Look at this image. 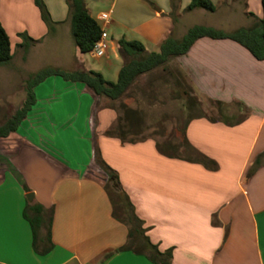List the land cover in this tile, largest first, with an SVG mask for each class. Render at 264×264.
Returning a JSON list of instances; mask_svg holds the SVG:
<instances>
[{
  "label": "crops",
  "instance_id": "1",
  "mask_svg": "<svg viewBox=\"0 0 264 264\" xmlns=\"http://www.w3.org/2000/svg\"><path fill=\"white\" fill-rule=\"evenodd\" d=\"M108 1L106 10L94 14L85 0L109 43L101 57L87 52L90 61L74 44L66 0H44L50 27L33 0H0L11 61L12 46L26 66L47 41L49 66L91 69L115 81L124 62L117 51L120 38L157 51L166 38L180 39L193 25L232 31L263 14L260 0H211L214 11L187 9L191 0ZM18 33L34 40L27 49ZM177 64L200 99L241 102L249 109L233 125L205 116L188 121V142L218 169L166 157L151 138L122 143L104 135L118 115L102 103L110 100L94 96L82 82L49 76L35 86V103L0 146V264H156L145 254L117 250L127 241V228L112 216L101 180L87 174L95 147L117 172L145 235L160 251L172 247L171 264H264V60L231 39L201 37L177 56ZM257 157L259 166L246 176ZM28 192L44 208L40 245L51 215L52 247L45 254L34 250L23 216Z\"/></svg>",
  "mask_w": 264,
  "mask_h": 264
},
{
  "label": "trees",
  "instance_id": "2",
  "mask_svg": "<svg viewBox=\"0 0 264 264\" xmlns=\"http://www.w3.org/2000/svg\"><path fill=\"white\" fill-rule=\"evenodd\" d=\"M260 1L263 11L262 17L257 18L250 26L239 27L232 31H224L212 26L193 25L187 29L186 33L180 39L173 37L166 38L160 44L157 51H147L143 43L137 39L126 40L120 38L117 42V51L124 62L119 69L115 81L107 80L100 72L91 69L69 71L52 66H45L38 69L31 73L24 82L25 98L21 106L0 124V138L7 137L17 130L19 124L26 117L27 112L36 101L34 92L35 86L49 76H60L66 81L82 82L94 96L104 97L111 102H115L132 87L140 75L149 73L163 66L170 58L185 54L191 45L201 37L231 39L244 46L257 60H264V0ZM33 2L38 7L42 20L50 27L53 21L44 0H33ZM66 2L68 5L71 35L74 44L81 53H87L98 39L102 30L101 26L98 21L90 15L85 0H66ZM193 8H203L207 11H214L215 5L211 0H191L187 9ZM18 35L22 38L20 46L24 49H27L34 41L28 37L26 33H18ZM11 59L12 48L10 39L0 22V66L8 65ZM189 99L191 105L199 104L194 96ZM214 102L218 105L221 118L214 119L208 117L210 121H222L226 124L233 125L241 122L249 114V109L246 105L241 102H236L238 110L243 112V115L230 121V118L226 117L223 112V110H226L224 107L225 103L217 100ZM110 105L116 108L114 103ZM116 110L118 109L116 108ZM125 115L124 120L127 121L126 123L122 124L121 119L117 115L115 121L105 130L104 135L119 138L122 143H135L150 138L127 139V134H136V131H134V124L139 114L137 111L127 109ZM202 116L205 115L199 114L191 116L186 120L183 127L180 147L170 145V143L166 146H161L155 141L158 152L166 157L200 163L211 171L217 170L219 167L217 162L194 148L188 142L185 134L188 121L193 117ZM141 124L142 120L138 122L137 127H142ZM178 152H181L183 155ZM93 163H95L102 172L101 176L96 177L101 180L103 188L109 197L112 206V216L123 223L127 228V241L124 245L118 247L117 250H131L135 253L145 254L150 261L156 264H171L172 247L160 251L157 244L152 243L145 235L146 228L143 227L144 222L136 214L134 205L119 182L117 172L100 158L97 147H95L94 150ZM259 164L260 158L257 157L253 166L246 173V176L251 175ZM25 190L28 191V188H25ZM23 216L28 221L32 231V246L34 250L40 254L47 253L52 247L50 233L51 215H49L47 219L48 228L44 239H42V245L39 244L38 232L45 222L43 206L36 202L27 201L23 209ZM226 235L227 230L225 232V236ZM107 255L108 254H106L105 257Z\"/></svg>",
  "mask_w": 264,
  "mask_h": 264
},
{
  "label": "rangeland",
  "instance_id": "3",
  "mask_svg": "<svg viewBox=\"0 0 264 264\" xmlns=\"http://www.w3.org/2000/svg\"><path fill=\"white\" fill-rule=\"evenodd\" d=\"M86 2L94 14L98 10H106L109 6L108 0H86ZM193 20L196 23L202 22L199 17ZM111 30L112 38L116 39L118 34L115 29ZM12 47L13 60L8 65L0 66V124L21 106L25 98L24 82L27 77L38 69L49 66L51 62L47 41L37 47L39 53L37 59L26 66L21 62L20 50L18 48L15 50V46ZM85 58H90L88 53ZM193 96L198 100V105H191L189 98ZM214 101L202 97L200 99L195 94L186 73L178 67L177 57H173L163 66L140 75L132 87L115 102L103 100L102 103H114L122 124L127 122L124 120L127 109L137 111L138 118L136 117V122L133 120L136 134H127V139L150 137L161 146L170 143V145L180 147L183 127L188 118L199 114L214 119L221 118L218 105ZM224 107L226 110L223 112L226 117L230 118V121L243 115V112L237 111L235 101L225 104ZM140 117L142 127H137L138 122L141 121ZM3 145L4 138H0V146ZM0 148L4 149V147ZM86 171L89 175L98 177L102 175L95 163L89 165Z\"/></svg>",
  "mask_w": 264,
  "mask_h": 264
},
{
  "label": "built area",
  "instance_id": "4",
  "mask_svg": "<svg viewBox=\"0 0 264 264\" xmlns=\"http://www.w3.org/2000/svg\"><path fill=\"white\" fill-rule=\"evenodd\" d=\"M106 20V17H103ZM108 35L104 30H101L98 39L94 42L88 53L95 57H101L106 54L108 49Z\"/></svg>",
  "mask_w": 264,
  "mask_h": 264
},
{
  "label": "water",
  "instance_id": "5",
  "mask_svg": "<svg viewBox=\"0 0 264 264\" xmlns=\"http://www.w3.org/2000/svg\"><path fill=\"white\" fill-rule=\"evenodd\" d=\"M33 198H34V195L32 192L26 193V199L28 202H32Z\"/></svg>",
  "mask_w": 264,
  "mask_h": 264
}]
</instances>
